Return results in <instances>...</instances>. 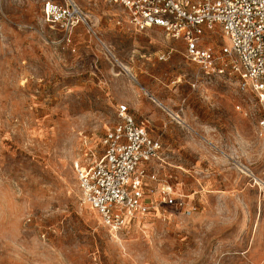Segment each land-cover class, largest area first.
<instances>
[{
	"label": "rangeland",
	"instance_id": "rangeland-1",
	"mask_svg": "<svg viewBox=\"0 0 264 264\" xmlns=\"http://www.w3.org/2000/svg\"><path fill=\"white\" fill-rule=\"evenodd\" d=\"M49 1L65 0H0V264H264L256 97L206 76L183 40L137 31L116 4L71 0L87 23L66 32ZM120 103L163 143L155 171L182 206L158 188L138 222L111 233L82 202L75 163L101 154Z\"/></svg>",
	"mask_w": 264,
	"mask_h": 264
},
{
	"label": "built area",
	"instance_id": "built-area-1",
	"mask_svg": "<svg viewBox=\"0 0 264 264\" xmlns=\"http://www.w3.org/2000/svg\"><path fill=\"white\" fill-rule=\"evenodd\" d=\"M107 1L121 7L126 22L137 31L158 27L183 40L185 57L206 76L235 77L240 91L256 97L263 111L257 124L264 129V0ZM44 11L51 25L66 32L87 23L71 0L46 2ZM206 30L216 31L227 42L214 48L204 37ZM149 124L147 118L137 120L127 104H118L116 121L102 135L101 154L86 165L75 163L82 202L111 233L147 213L148 197L152 200L158 188L165 203L182 206L175 200L174 184L155 171L165 163V152L163 143L150 134Z\"/></svg>",
	"mask_w": 264,
	"mask_h": 264
},
{
	"label": "bare ground",
	"instance_id": "bare-ground-1",
	"mask_svg": "<svg viewBox=\"0 0 264 264\" xmlns=\"http://www.w3.org/2000/svg\"><path fill=\"white\" fill-rule=\"evenodd\" d=\"M123 67H124L126 70H128V68H127L126 66L123 65ZM152 98L154 99V101H155L158 105H161L160 102L157 101L154 97H152ZM161 106H162V105H161ZM154 195H155V194H154ZM154 195H153L152 197H154ZM143 215H144V214H138L137 217H136V221L138 222V221L142 218ZM99 222H100V221H99Z\"/></svg>",
	"mask_w": 264,
	"mask_h": 264
},
{
	"label": "crops",
	"instance_id": "crops-1",
	"mask_svg": "<svg viewBox=\"0 0 264 264\" xmlns=\"http://www.w3.org/2000/svg\"><path fill=\"white\" fill-rule=\"evenodd\" d=\"M153 199H156V197H154Z\"/></svg>",
	"mask_w": 264,
	"mask_h": 264
}]
</instances>
